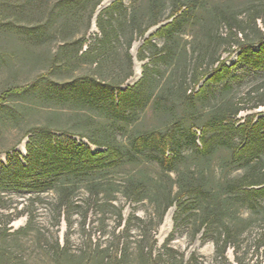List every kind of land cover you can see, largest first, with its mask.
Wrapping results in <instances>:
<instances>
[{"label": "rangeland", "instance_id": "obj_1", "mask_svg": "<svg viewBox=\"0 0 264 264\" xmlns=\"http://www.w3.org/2000/svg\"><path fill=\"white\" fill-rule=\"evenodd\" d=\"M113 1L101 0L86 32L84 13L76 24L66 26L59 33L58 20L54 15L56 0H48L43 14L31 12L28 0H0V92L14 88L0 109V164H6L9 158L17 155L22 159L26 155L28 137L42 126H48L56 135L65 134L77 142L86 143L87 140L77 133L84 132L86 126L99 128L105 121L98 117L96 109L76 105L63 97L60 87L76 76H93L103 85L108 84L114 74L122 76L126 69L125 39L130 34L133 38L129 49L133 61L132 74L120 88L131 86L140 78L141 66L148 61L150 49L145 50L144 60H139L137 53L143 41L153 36L157 25L149 27L141 36L132 25H126L121 36L111 45L96 49L100 51L97 58L101 60L98 68L95 62H91L92 56L79 58L74 54L79 36L85 40L82 50L89 45L97 47L94 43L100 32L95 15ZM148 1L123 0L127 13L134 11L138 16L133 26L143 27L148 22ZM257 2L196 0V8L175 38L181 54L177 60L179 68L189 69L199 55L206 54V48L210 52L201 61L203 68L211 71L218 64L214 60L216 56L225 65L235 62L238 43L233 39H218L226 35L228 27L223 21L212 20V9L227 5L238 14V18L244 19ZM158 6L161 23H165L172 0H159ZM261 14L257 26L264 30V12ZM40 26H46L45 34H38ZM62 36H66L68 41L64 48ZM151 40L158 47L163 44L161 38L153 37ZM257 44L255 41L253 47L256 48ZM158 70L162 78L158 85H153L149 103L136 112L130 125L116 128L115 134L119 141L127 144L128 137L135 132L165 131L168 130L165 122L168 118L177 121L174 132L183 141L174 169L162 170L155 161L142 158L108 167L103 174L93 175H102L100 179L107 188L104 195L100 193L96 200L90 197L85 181L75 179L66 192L68 209L62 207L60 212L59 192L55 187L32 192L17 185L0 184V264H264V199H259L256 207L250 208L242 193L222 187L226 181L244 172L243 167L231 160L229 148L213 144L202 152L200 140L195 139L193 143L188 138L190 128L199 135L200 126L218 110L232 114L236 107L243 108L233 117L239 121L249 114L264 116V105L254 107L264 99V70L237 63L232 68L236 77L228 87L223 83L213 84L205 95L194 97L188 104L176 101L171 118L157 108L154 99L161 93L160 83L173 70L179 74L181 69L175 70L172 63H160ZM95 86L100 87L99 84ZM197 87L190 86L187 93L190 90L195 92ZM160 96L163 101L170 102L168 95ZM240 144V139L235 138L234 146ZM90 149L94 152L104 147L91 144ZM257 166L260 172L264 171V153ZM127 172L137 176L145 173L153 179L152 184L165 172L173 180V192L178 188V176L180 181L191 172L196 177L202 176L210 191L205 195L228 201L223 224L238 231L226 247L224 256L218 254L214 242L222 231L221 224L211 226L206 235H202L203 227L196 233L199 211L194 209L185 213L173 229V204L167 209H172L170 222L162 230L167 211L158 222L161 207L157 206L156 197L133 201L121 193ZM169 234L172 237L165 247Z\"/></svg>", "mask_w": 264, "mask_h": 264}, {"label": "trees", "instance_id": "obj_2", "mask_svg": "<svg viewBox=\"0 0 264 264\" xmlns=\"http://www.w3.org/2000/svg\"><path fill=\"white\" fill-rule=\"evenodd\" d=\"M28 1L31 12L42 14L44 6L48 4V0ZM100 2L101 0H56L54 15L58 20L59 33H62L61 29L66 26L76 24L84 13L86 15L84 32H86ZM158 4L159 0L148 1L149 20L143 27L133 26L138 21V16L134 11L127 13L123 0H114L97 13L95 23L100 32L99 39L94 43L97 47L89 45L82 50L85 40L79 36L74 51L79 58L92 56L91 62H95L97 68L101 66V60L97 58L100 51L96 49H105V46L111 45L114 39L121 36L122 29L126 25H132L131 27L137 29L136 33L140 36L144 35L149 27L157 25L153 36L143 41L137 53V58L144 60L145 50L150 49L148 61L141 66L140 78L131 86L120 88L125 79L132 74L133 61L129 49L133 38L130 34L125 39L126 69L122 76L114 74L106 85L100 84V80L93 76H76L60 87L61 95L67 100H72L76 105L96 109L99 113L98 117L104 120L105 124L102 123V126L95 129L86 126L84 132H78L77 135L85 138L86 143L77 142L65 134L56 135L48 126L37 128L25 144L26 155L22 157L23 161L17 155L9 158L6 164H0V184L9 183L32 192L55 187L59 192L60 212L62 207L68 209L69 196L66 192L69 184L75 179L84 180L90 197L96 200L100 193L104 195L107 188L100 179L102 175L98 177L93 175L103 174L108 167L129 164L142 158L146 161H155L162 170L170 171L174 169L179 146L183 141L174 132L173 127L178 124L177 121L168 118L169 121H165L168 123L166 125L168 130L165 131L135 132L128 137L127 144L119 141L115 134L116 128L130 125L136 117V112L149 103L155 87L153 85H158L162 78L158 70L160 63L169 65L172 63L175 70L181 69L179 74L173 70L171 75L160 83L161 93L154 99L157 108L170 118L176 101L188 104L194 97L205 95L213 84L223 83L224 87H228L236 77L232 68L237 63L251 69L264 70V30L257 26V20L263 15L261 12H264V0H258L252 5L244 19L238 18V14L227 5L215 6L212 9V20L223 21L228 27L226 35L219 36L218 39H233L238 43L239 50L236 61L230 65H225L219 60V56H216L214 60L218 64L211 71L203 68L201 62L209 55L208 48L205 50L206 54L199 55L187 70L184 66L179 68L177 61L181 54L175 38L181 33L183 25L196 8V0H172V8L165 23H161L157 12ZM247 28L250 30L245 31ZM37 30L38 34H45L46 26H40ZM153 37L163 39L162 46L158 47L151 40ZM61 39L64 41V48L68 45V41L66 36H62ZM255 41H258L256 48L253 47ZM96 84L100 87H96ZM196 85L198 87L195 92L190 90L187 93L190 86ZM11 89L0 92V109L4 107L3 102ZM161 94L168 95L170 102L160 99ZM259 105H264V99H260L254 107ZM241 109L243 108L236 107L232 114L225 110L211 113L200 126V134L197 135L196 130L190 128L188 138L193 143L195 139H199L202 152L213 144L230 149L231 160L243 167L244 172L239 177L226 181L222 187L230 192L242 193L248 207L255 208L258 200L264 199V171L260 172L261 169L257 166L261 154L264 153V116L249 114L243 121H239L233 117ZM237 137L241 144L234 146ZM91 144L103 146L104 149L92 152ZM178 179V188L173 192V180L165 172L163 177L154 181V184H152L153 179L145 173L137 176L135 173L127 172L121 193L133 201L156 197L157 206L161 207L158 222L167 209L175 204L172 217L173 229L185 213L197 209L199 221L196 233L203 227L202 235H206L211 226L221 224L222 231L214 242L218 254L224 256L226 247L238 234L232 226L222 222L227 199L212 197L211 194L205 195L210 191L207 190L202 176L196 177L191 172L181 177V181L180 176ZM65 219L68 222V215ZM171 237L172 234H169L165 239V247Z\"/></svg>", "mask_w": 264, "mask_h": 264}, {"label": "bare ground", "instance_id": "obj_3", "mask_svg": "<svg viewBox=\"0 0 264 264\" xmlns=\"http://www.w3.org/2000/svg\"><path fill=\"white\" fill-rule=\"evenodd\" d=\"M136 71V70H135ZM138 72H136L135 74H137ZM171 212H172V209H169L165 215V218H164V222H163V226L161 227L162 230H165L166 229V224L168 222H170V216H171Z\"/></svg>", "mask_w": 264, "mask_h": 264}, {"label": "water", "instance_id": "obj_4", "mask_svg": "<svg viewBox=\"0 0 264 264\" xmlns=\"http://www.w3.org/2000/svg\"><path fill=\"white\" fill-rule=\"evenodd\" d=\"M96 16V15H95Z\"/></svg>", "mask_w": 264, "mask_h": 264}]
</instances>
